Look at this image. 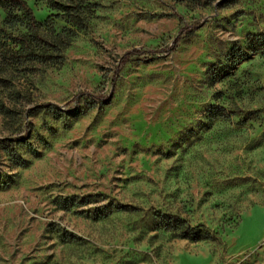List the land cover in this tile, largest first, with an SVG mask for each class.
Returning a JSON list of instances; mask_svg holds the SVG:
<instances>
[{
    "label": "rangeland",
    "instance_id": "1",
    "mask_svg": "<svg viewBox=\"0 0 264 264\" xmlns=\"http://www.w3.org/2000/svg\"><path fill=\"white\" fill-rule=\"evenodd\" d=\"M24 1L42 34L72 27L50 1L80 20L0 85V264H264V58L207 76L264 0Z\"/></svg>",
    "mask_w": 264,
    "mask_h": 264
},
{
    "label": "trees",
    "instance_id": "2",
    "mask_svg": "<svg viewBox=\"0 0 264 264\" xmlns=\"http://www.w3.org/2000/svg\"><path fill=\"white\" fill-rule=\"evenodd\" d=\"M50 3L54 9L62 11L68 17V22L72 23V27L64 28L60 32H55L52 28V34H42L41 25L36 21L24 0H0V11L4 13V19L0 20V85L7 81L9 73L18 71L20 66L55 63L58 58L62 57L61 53L69 47L71 37L76 34L73 26L78 27L79 25L74 22V19H79V15L74 14L71 10L73 6L69 4L55 1H50ZM140 53L138 50L125 53L122 63H125L130 56L140 55ZM250 54H259L264 58V33L247 35L245 48L232 47L226 54L224 63H216L208 68V79L214 82L230 75L234 67L247 60ZM215 110L213 114L215 117L229 119L223 109L215 108ZM9 112V108L0 98V114L7 116ZM59 208L70 209L69 202H60ZM155 217L162 228L175 232L180 239L190 241L209 239L208 232L187 226L180 218L161 213Z\"/></svg>",
    "mask_w": 264,
    "mask_h": 264
}]
</instances>
